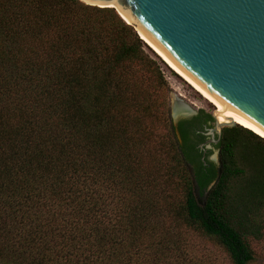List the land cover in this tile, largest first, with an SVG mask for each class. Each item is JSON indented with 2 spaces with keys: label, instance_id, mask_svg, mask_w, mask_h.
I'll use <instances>...</instances> for the list:
<instances>
[{
  "label": "trees",
  "instance_id": "trees-1",
  "mask_svg": "<svg viewBox=\"0 0 264 264\" xmlns=\"http://www.w3.org/2000/svg\"><path fill=\"white\" fill-rule=\"evenodd\" d=\"M159 57L113 7L0 0V264H253L264 137L175 123ZM204 244V245H203Z\"/></svg>",
  "mask_w": 264,
  "mask_h": 264
},
{
  "label": "water",
  "instance_id": "water-1",
  "mask_svg": "<svg viewBox=\"0 0 264 264\" xmlns=\"http://www.w3.org/2000/svg\"><path fill=\"white\" fill-rule=\"evenodd\" d=\"M82 1L115 8L218 106L208 134L237 122L264 133V0ZM185 107L175 123L197 114Z\"/></svg>",
  "mask_w": 264,
  "mask_h": 264
},
{
  "label": "rangeland",
  "instance_id": "rangeland-1",
  "mask_svg": "<svg viewBox=\"0 0 264 264\" xmlns=\"http://www.w3.org/2000/svg\"><path fill=\"white\" fill-rule=\"evenodd\" d=\"M163 72L168 81L170 92H169V104H170V115L173 118L174 108L178 104L189 107L195 112L204 110L214 115L216 111L215 105L208 100L197 90H195L183 77L178 75L166 62L162 63ZM174 120V119H173ZM216 125V121L213 127ZM226 127V126H225ZM224 129V128H223ZM222 129V133H223ZM208 136H212L207 134ZM218 136V134H216ZM209 147V155L211 158L216 157V162L219 163L220 150L217 146L212 145L210 142H205ZM204 245V244H203ZM205 249L208 253H213L219 264H231L230 259L226 254L212 247L211 244H205ZM254 248L258 253V259L253 264H264V241L255 242Z\"/></svg>",
  "mask_w": 264,
  "mask_h": 264
},
{
  "label": "bare ground",
  "instance_id": "bare-ground-1",
  "mask_svg": "<svg viewBox=\"0 0 264 264\" xmlns=\"http://www.w3.org/2000/svg\"><path fill=\"white\" fill-rule=\"evenodd\" d=\"M113 6H117L116 4H112ZM142 37L147 40L143 34H142ZM147 42L152 46V48L154 49L155 52H157L162 58L163 60L178 74L180 75L181 77H183L195 90H197L198 92H200L207 100L208 102H211L215 105V108L216 110H218V106L206 95L204 94L195 84H193L189 79H187L166 57H164L148 40ZM177 110L179 111H186L187 108L185 106H181V105H177ZM219 123H222L221 121L218 120ZM237 124L239 125H242V126H245L251 130H253L254 132H256L257 134H259L260 136L264 137V133H262L261 131L251 127V126H248L244 123H241V122H237Z\"/></svg>",
  "mask_w": 264,
  "mask_h": 264
},
{
  "label": "flooded vegetation",
  "instance_id": "flooded-vegetation-1",
  "mask_svg": "<svg viewBox=\"0 0 264 264\" xmlns=\"http://www.w3.org/2000/svg\"><path fill=\"white\" fill-rule=\"evenodd\" d=\"M193 116H194V115H193ZM190 117H192V116H190ZM190 117H187V118H190ZM207 134H208V132L206 133V135H207ZM210 139H218V136H215V137H214V136H208V135H207L206 140H205L202 144H200L199 147L203 150V153H204L203 159H205V158L208 157L210 160L216 162V161H215L213 158H211V156L209 155V147H207V146H203V144H204L205 142H208ZM211 144L217 146L218 142L213 141Z\"/></svg>",
  "mask_w": 264,
  "mask_h": 264
}]
</instances>
